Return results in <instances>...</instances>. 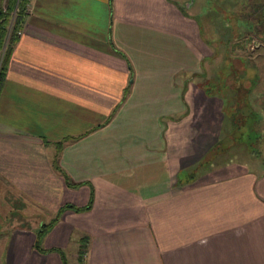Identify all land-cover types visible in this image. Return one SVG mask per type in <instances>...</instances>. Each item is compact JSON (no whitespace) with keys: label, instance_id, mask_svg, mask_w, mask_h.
I'll return each mask as SVG.
<instances>
[{"label":"crops","instance_id":"1","mask_svg":"<svg viewBox=\"0 0 264 264\" xmlns=\"http://www.w3.org/2000/svg\"><path fill=\"white\" fill-rule=\"evenodd\" d=\"M190 8L30 0L0 84V207L10 194L26 211L4 264H63L71 248L79 264L84 239V264H264V162L214 164L211 150L226 104L245 119L250 74L224 94Z\"/></svg>","mask_w":264,"mask_h":264},{"label":"rangeland","instance_id":"2","mask_svg":"<svg viewBox=\"0 0 264 264\" xmlns=\"http://www.w3.org/2000/svg\"><path fill=\"white\" fill-rule=\"evenodd\" d=\"M1 3L2 0H0ZM179 3L185 9L188 5L191 6L190 12L197 16L201 24L203 39L208 42L209 46H213V51L220 54H218L219 62L217 61L216 67L219 70L218 76H222L223 79L224 94H228L230 88L227 86V76H233V72L236 74V69L241 75L242 73L250 74L251 96L247 98V107L242 109L245 119L241 117L242 114L240 113L236 115L237 108L232 109L228 104L225 105V123L221 130L220 141L211 148L212 162L214 164L227 163L228 161L255 164L256 161L264 162V104H261L264 100L261 96L264 94V16H261L262 8L260 7L264 1L179 0ZM253 3L257 4L256 10L260 9L255 14L251 10ZM237 11H240V13L236 14ZM254 22L256 31L253 33ZM235 39H239L240 44L242 42L247 43V48L238 51L240 56L236 53V49L232 48ZM249 55L250 60L248 59ZM211 57L212 55H209L207 62L212 60ZM240 82L246 84L247 81L241 80ZM233 93L234 98L237 100V92ZM254 95L255 105L253 104ZM232 117L233 120L235 117L237 119L231 138ZM213 137H217V135L213 134ZM249 151L251 153H248ZM251 155L252 162L247 161V158ZM7 201L10 205L12 204L11 209L10 207H0V243L2 244H4L3 239H5L11 228L17 225L16 217L19 216V213L26 212L20 209L19 203L14 205L10 194H7ZM72 251L73 248L66 252L69 264H72ZM1 254L2 252H0V264H4V257Z\"/></svg>","mask_w":264,"mask_h":264},{"label":"trees","instance_id":"3","mask_svg":"<svg viewBox=\"0 0 264 264\" xmlns=\"http://www.w3.org/2000/svg\"><path fill=\"white\" fill-rule=\"evenodd\" d=\"M16 2H17V0H7V8L5 11L2 10L1 4H0V48L3 46L5 39L7 37V25H8V21L10 19V12L13 10ZM28 2H29V0H18V12H17L18 15H17V19H16V25L14 27V30L10 34L11 36L9 37V42L7 44V47H6L4 60H3V63L1 65V68H0V84H1V81L4 77V72L6 70V61H7V57L9 55V52H10L11 45L18 37V35H16V31L20 29V25H21L22 19L24 17V14L26 12V9H27L26 5L28 4ZM56 168L59 171H61V173L64 174L65 180L67 181L69 186L76 187L78 185L74 182H70L68 180V177L66 176V174L61 170V168L57 164H56ZM91 201H92V196L90 197L88 205L85 206L84 208H78V207H75L73 205L67 204L59 210L58 214H60L62 212V209H64L65 207H70V206L73 207L75 210L86 209L87 207H89ZM50 225L51 224L42 225L41 230L38 232L36 240H35V247L37 248V250L40 249V251L46 252L40 246V239L42 238L44 232L46 231V229ZM86 242H87L86 239H84L83 242L81 243V247H80V251H79V261H80L79 264H84L83 260H84V255H85L84 253L86 251ZM48 251H59V252H61L60 249L59 250L58 249H51ZM62 259H63V264H67L66 256L64 254L62 255Z\"/></svg>","mask_w":264,"mask_h":264},{"label":"built area","instance_id":"4","mask_svg":"<svg viewBox=\"0 0 264 264\" xmlns=\"http://www.w3.org/2000/svg\"><path fill=\"white\" fill-rule=\"evenodd\" d=\"M30 2V0H29ZM28 2V4H29ZM27 4V6H28ZM1 8L3 11L6 10L7 8V0H2V3H1ZM17 12H18V0L13 8V10L10 12V19L8 21V25H7V37L5 39V42L3 44V46L0 48V68H1V65L3 63V60H4V56H5V51H6V47H7V44L9 42V37L11 36L10 34L12 33V31L14 30V27L16 25V19H17ZM16 35H21V30H17L16 31Z\"/></svg>","mask_w":264,"mask_h":264},{"label":"flooded vegetation","instance_id":"5","mask_svg":"<svg viewBox=\"0 0 264 264\" xmlns=\"http://www.w3.org/2000/svg\"><path fill=\"white\" fill-rule=\"evenodd\" d=\"M254 28H256L255 25H254Z\"/></svg>","mask_w":264,"mask_h":264}]
</instances>
